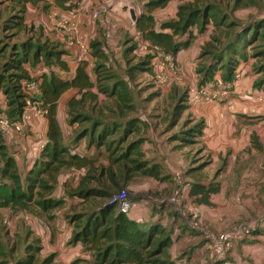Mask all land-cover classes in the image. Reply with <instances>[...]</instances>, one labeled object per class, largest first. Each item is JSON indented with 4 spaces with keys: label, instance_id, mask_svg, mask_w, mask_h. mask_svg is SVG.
Here are the masks:
<instances>
[{
    "label": "crops",
    "instance_id": "obj_1",
    "mask_svg": "<svg viewBox=\"0 0 264 264\" xmlns=\"http://www.w3.org/2000/svg\"><path fill=\"white\" fill-rule=\"evenodd\" d=\"M73 3L77 6L60 10L77 23L78 42L75 47H68V53L63 55L69 69L57 66L53 72L61 78H73L77 67L87 63V71L94 80V68L98 62V58L92 55L91 44L94 40L98 39L102 43V49L108 56L105 61L108 66H126L132 44L139 43V48L134 52L139 50L141 55L144 54L142 47L149 45L136 27L137 18L142 14L152 13L158 29L161 22L176 16L181 1L170 0L165 6L153 10L146 5L147 0H74ZM55 8L58 7L54 6L53 9ZM103 9L107 11L95 16L96 11ZM50 19L53 24V19ZM51 40L66 43L65 34L59 31L56 39ZM191 64L193 65L183 62L192 80L199 82L200 75L196 73V68L193 71ZM38 66L42 73H51L44 64L39 63ZM26 67L33 78L35 69L30 63ZM186 71L184 79H187ZM147 77L149 80V76ZM238 83L239 81L236 82V87ZM71 90L79 94L78 89ZM93 92L96 90L93 89ZM162 93L168 97L169 93L164 88ZM5 101L6 96L0 90V105ZM188 106L181 120L183 117H190V123L165 126L148 124L149 130L144 136L143 147L153 155L151 164H158L161 176H167V179L151 178L154 187L160 190L158 197L161 200L156 201V205L154 202L148 205L143 203L141 205L144 208L139 211H134L133 206L127 215L140 223H162L172 231V243L168 252L173 264H264V225L257 226L251 238L237 242L227 261L218 263L213 259L207 240L190 225L191 220L198 219L216 232H227L237 222L254 221L264 213V172L258 166L248 165V154L251 152L253 155L255 150L252 147L254 128L248 124L236 123L237 116L248 114L249 109H230L231 107L218 102H201L196 97ZM236 106H240L239 102ZM41 108L39 101L29 102L20 120L24 129L9 138L4 137L8 152L16 160L23 179L36 168L41 156V145L48 138V118L46 114L39 113ZM139 111L142 113L143 109L139 108ZM140 118L146 122L143 115ZM58 119L65 137L59 107ZM197 121H202L201 135L186 136L187 139H194L193 142L182 139L184 130L191 129ZM194 184H212L215 187L207 196V202L202 201L201 194L191 192ZM174 191L175 194L179 192L185 212L179 211L170 201ZM78 200L70 199L69 206L55 208L50 215L52 218L34 204L29 210L16 211L15 216L14 210L0 208V261L6 255L10 261H23L38 251L39 258L47 261V264H75L77 261V264H96L92 253L80 241H71L75 229L68 216L73 211L72 203ZM7 209L11 210L12 215L11 218L5 216L4 219ZM19 218H22V226L17 229L16 219Z\"/></svg>",
    "mask_w": 264,
    "mask_h": 264
},
{
    "label": "trees",
    "instance_id": "obj_2",
    "mask_svg": "<svg viewBox=\"0 0 264 264\" xmlns=\"http://www.w3.org/2000/svg\"><path fill=\"white\" fill-rule=\"evenodd\" d=\"M14 4L15 13L12 15L7 26L15 27L17 30H23L27 27L26 13L30 5L38 6L41 0H10ZM74 0H52L54 6L59 10L72 9L76 4ZM170 0H147V6L150 10L165 6ZM176 16L173 19L163 21L156 28L155 16L152 13H145L139 16L136 20V27L142 35V38L149 42V48L153 51L162 50L171 53L175 56L182 46L188 47L191 40L195 37V29L198 33H203L208 26L214 24L216 27L215 34L212 37L213 41L218 44H223L222 38L218 36V30L226 25L228 16L223 15L220 0H180ZM232 1V0H228ZM242 0H235L236 4ZM57 8V9H58ZM263 23L260 26L253 25L252 27H242L244 31L238 30L234 34V41L229 46L230 55L227 56L226 62L220 64L225 57V50L213 49L216 45L208 43L202 47L201 57H208L209 60L205 65L198 69L201 76V85L209 84L208 80L215 76L218 69L222 70L226 80L232 81L235 78L234 73L237 71L239 59H245L244 49L252 41H264ZM239 26L235 21H231L229 28ZM261 30V31H260ZM57 43V42H55ZM58 44V43H57ZM241 45L239 48L238 46ZM139 43L135 42L131 45L130 56L134 57V52L139 48ZM92 55L98 58V62L94 68L96 78L93 80L87 71V63L81 64L76 69V75L73 78H61L51 72L49 74L42 73L40 81L39 97H32L26 93L24 84L26 81L33 79L29 70L26 67L27 63L35 65L41 58L48 61L50 65H57L64 70H68V62L63 59V55L67 54L66 50H56L46 47V44L34 43L32 40L25 41L20 45H5L0 46V56L3 61H0V90L6 96L9 117L16 121L21 120L25 108L30 101L37 98L42 104V108L46 110L48 118L47 145L45 153L47 156L38 164L34 171L25 179L19 172L16 160L9 154L4 136L0 132V154L2 164L0 163V208H10L14 211L29 210L32 204L39 206L43 211L48 213V217L52 214L55 208L63 206L56 199H53L47 193H51L54 189V184L59 179V174L63 169L75 168L78 170H87L82 179L79 181L75 195L81 200L95 203L96 198H109V191L91 186V179L100 180L92 172L101 171L103 175L106 171L104 167H96L95 159L81 154L76 151H71L66 145V140L58 119L59 101L63 94L71 89H78L81 94L80 99L74 97L69 101L71 123L92 122L89 131H86V125L76 139L88 138L87 146L101 149L102 147L111 150L109 137L115 133V123L104 124L99 123L90 115H82L78 113V107L82 106L88 99H97L98 92H102L109 97H115L118 101V109L120 115H124L128 110H134L133 102H136L137 94L131 91V83L129 76H112L109 75L102 78L100 69H110L112 66L106 64L108 56L102 49V43L96 39L91 44ZM219 47V46H218ZM146 55L148 61L141 60L135 65L129 67V73L132 70L145 72L150 76L153 73L152 61L149 57L154 56L151 52ZM129 64L131 62L130 57ZM127 63V64H128ZM234 76V77H233ZM155 78V76H154ZM156 79V78H155ZM103 81H112L114 83L109 86ZM155 84L158 86L159 84ZM199 86V87H200ZM93 89H98L93 92ZM133 93V94H132ZM134 97V98H133ZM184 105V104H182ZM75 112V113H73ZM140 117H130L124 124L125 136L128 133L136 132V128L141 126L144 121ZM190 123V122H189ZM136 126V127H135ZM135 127V128H132ZM99 128V130H98ZM202 133V122L197 121L189 130H184L182 139L186 140V136L198 137ZM123 137V139L125 138ZM191 142L194 139H187ZM143 139H134L126 152H123L115 157H110L113 164H118L124 158L138 152ZM79 147L76 146V149ZM133 166H127V171H122V177L126 182L129 180L128 170L140 172L144 175L153 176L160 180L167 179V176H161L157 165L147 163L145 159L132 157L129 159ZM126 167V166H125ZM114 179V172L108 171ZM38 190V191H36ZM215 187L204 184H194L192 188L193 194H201L202 201L207 202V196L213 192ZM45 194V195H44ZM96 212H74L68 218L74 225V235L72 242L80 241L84 248L90 251L95 259L96 264H173L170 260L168 248L172 243V231L162 223L147 224L131 219L127 214L117 213V203L110 201L99 206ZM93 205V204H92ZM195 230V229H194ZM197 231V230H195ZM199 232V231H198ZM200 233V232H199ZM255 233V232H254ZM201 234V233H200ZM202 235V234H201ZM7 256V255H6ZM0 261V264H38V251H35L26 260L10 259L8 256ZM38 256V257H37ZM40 259V258H39ZM51 259V257H50ZM41 260V259H40ZM42 264H47V261H41ZM78 261L75 263L77 264Z\"/></svg>",
    "mask_w": 264,
    "mask_h": 264
},
{
    "label": "rangeland",
    "instance_id": "obj_3",
    "mask_svg": "<svg viewBox=\"0 0 264 264\" xmlns=\"http://www.w3.org/2000/svg\"><path fill=\"white\" fill-rule=\"evenodd\" d=\"M220 2L221 8L223 10V15L228 16L226 25L219 28L218 30V36L222 38L223 44H218V42L212 40V37L215 34L216 30L214 24L209 25L207 30L203 33H198V30L195 29V37L191 40V44L188 47L182 46V48H180V50L182 49V52L180 54H175V75L166 86L164 85L165 87H161V85L157 86L155 84L156 79L154 78V76L156 74V68L154 56L149 57V59H151L152 61L153 66V73L150 72L149 75L153 76V78L149 77L150 79L147 80L148 77L147 75H145L146 73L143 71H136L137 69H134L131 71V73H129L128 68L132 65L137 64L141 60L148 61L147 57L144 58L146 55H141L139 50L138 52L133 54L134 57L129 56L131 62L126 66L120 65L117 68L112 67L107 70L100 69L99 73L102 78H105L109 75L119 77L129 76L132 88L131 91L134 94H137V98H135V100L137 101L133 102L135 109L128 110L126 113H124V115H120L117 99L115 97H109L106 94L105 96L102 92H98L97 99H88L82 106L78 107V113H81L82 115H90L94 119L98 120L99 123H104L105 125L115 123V133L109 137L111 150H108L105 147H102L101 149H96L95 147L89 148L87 146L89 137L76 139L77 135L85 130L84 127L86 125H88L86 131H89L91 127L90 124H92V122L87 121L82 124H79L78 122L71 123L70 108L68 106V103L75 96L77 97V99H80L81 94H77L75 91L70 90L62 95L59 101V110L60 118L62 120L61 122L63 124L62 127L65 131V143L70 147L71 151L86 154L92 157V159H95L94 161H96V167H98V169H100V167H104V169H106L107 172H105L103 175H100L101 171L92 172V175H96L98 178H100V180L91 179V186L108 190L110 197L106 199L97 197L96 202L92 203L93 205L90 202L81 200L74 193L79 181L88 172L87 170H73L72 168L63 169L60 172L59 179L54 184L53 191L51 193H47L46 195H50L53 199L59 200L63 204V206L61 207H64L65 205L69 206L68 201L70 199L75 200L78 198V202L72 203V213L96 212V210L99 209V207H96L97 202H100V206L103 203L105 204L112 201V199L116 195L122 194H127L128 198L134 206V211H139L144 208L141 205L143 203H145V205H148L154 202V205H156V201L161 200V198L158 197L160 190H158L157 187H154V181L151 180V178L154 177L144 175L133 170H128L130 178L128 179L129 181L126 182L122 177V171H127L128 165L130 167L133 166V163L129 160L132 159V157L139 156V159H145L147 163L150 164L149 166L153 165L151 164V162H153V155L143 147L145 143L144 136H146L147 131L149 130V123H152L153 125L155 123L162 124V126H165L168 124L174 125L178 123L179 125H182L192 121L189 120L190 117H183L181 120V116L189 107L188 103L191 102L192 99H194L196 89L199 88L201 82L200 80L199 82L192 80L189 72L185 70L183 62L187 64L193 63V65L191 64V66L193 67V71L194 68H196V73H198V69L205 65L209 60L208 57H201L202 47L204 45H207L208 43H212V45H216V47H214L213 49L219 48L220 50H225V57L220 63L223 64L226 62L227 56L230 55L229 46L234 41V34L237 30L241 32L244 31L242 27L249 28L253 25L259 27L261 23H263V28H261V30H264V0H242L239 4H236L235 0H220ZM53 8L54 4L52 0H41L38 6L30 5L26 13L27 27L23 30H17V28L15 27L9 28L7 26V24H11V22L9 21L12 15L15 13L13 2H11L10 0H0V46H5L7 44L20 45L25 41L32 40L34 43L46 44V47L51 49L54 48L56 50H66L68 48L67 43L64 42L63 44H61L59 42L57 44L55 43V41L51 40L52 38L56 39L57 34L56 26L54 25V23H51L50 19L52 12L56 9ZM231 21H235L239 26L228 29V25L231 24ZM147 47V50H144V47H142V50L145 54H149L150 52H152L153 54L155 53L151 48H149V46ZM238 47L240 48L241 45H239ZM243 53L246 58H238L239 64L236 71H239L242 74V80H239L237 87L235 85V88L229 94L230 101L233 102V107L228 103V101H219L218 103H220L221 105L223 104L228 108L231 107L230 109L234 108L235 110H238L240 107L249 109L247 110L249 115L245 114L244 116H237L236 123L248 124L249 126L254 128V133H252V147L255 150L253 152V155L251 152L248 154L250 160L248 162V165L252 167L258 166L264 172V41H252L248 45V48L243 50ZM1 60L3 61L2 56H0V61ZM39 63L40 65L44 64L49 72H53L57 67V65L48 64V61L46 59L41 58L38 62H36L35 65L30 64L32 68L35 69V71L33 72V79L39 80L42 78L43 74L41 68H39L38 66ZM185 71L187 79H184ZM217 77L218 79H216ZM208 82L209 84L216 85L218 87V91L221 93L225 91L226 83L232 82L236 84L234 78L232 81L226 80L223 76L222 70L220 69H218L215 76L208 80ZM102 83H107L109 86H112L114 80H102ZM182 85H184V87H182ZM163 88L167 93H169L168 97L166 96V94L162 93ZM95 90L96 92L98 91V89ZM32 97H39V95L35 93L32 95ZM37 99L30 102H36ZM238 102L240 106H236ZM139 108L143 109L142 113H140ZM2 110L9 115L6 101L5 103H2L0 105V111ZM142 115L146 118V122L141 121L142 125L136 128V132H130V134L128 133V135L125 136L124 124H126L127 120L130 117H142ZM124 136L125 138L123 139ZM136 138L143 139V142L140 145L139 155L137 154L138 152H135L129 157L124 158L118 164L112 165L110 157H115L123 152H126L131 142ZM46 145L47 139L41 145V156L38 161H41L44 158L43 156H47L46 154H44ZM78 145L79 147L76 149V146ZM0 163L2 164L1 154ZM155 165L158 166L157 168L160 171V175H162L159 165ZM256 170L259 171L258 168ZM71 171H73L72 174H70ZM108 171L114 172V179L116 182L112 181V177L110 176ZM173 195L175 196V191ZM173 195L170 196V201L174 197ZM174 205L179 211H184L183 205ZM10 211V209L5 210L3 217L4 219L5 216L11 218L10 215L12 214L10 213ZM15 213L16 211L13 214L14 216ZM72 213H70L69 216ZM16 220L18 222V224H16L18 226L17 229H19V227L22 226V218ZM150 222L151 224L153 223V221ZM147 223L148 222H145L143 223V225L146 226ZM41 261L42 260H40L38 257V264H42Z\"/></svg>",
    "mask_w": 264,
    "mask_h": 264
},
{
    "label": "built area",
    "instance_id": "obj_4",
    "mask_svg": "<svg viewBox=\"0 0 264 264\" xmlns=\"http://www.w3.org/2000/svg\"><path fill=\"white\" fill-rule=\"evenodd\" d=\"M107 10L96 11L95 16H99L105 13ZM51 18L54 21L56 30L63 32L66 37V43L68 47L72 48L77 45V35L79 33V27L76 22L72 21L59 9H55ZM147 46H144V50H147ZM156 74L155 78L159 85L168 84L175 75V57L171 53H167L162 50L153 51ZM151 53V52H150ZM242 74L238 71L235 73V81L241 80ZM235 84L228 82L225 84V91L223 93L218 91V87L213 84H206L200 86L195 93L196 99L205 103H213L219 101H228L233 107V102L230 101L229 94L233 91ZM24 89L30 96L40 93V81L38 79H31L25 82ZM40 114H46V110L43 108L39 111ZM24 129L22 121H14L3 110L0 111V132L6 138L11 137L16 132H21ZM113 202L118 205V212L129 214L133 204L128 198L127 194L116 195ZM173 204L181 205L179 199V192H176L175 196L171 199ZM190 225L193 229L199 231L202 236L209 243V247L212 251L213 259L216 263L224 262L229 259V256L233 250L234 245L237 242L245 241L252 237L256 231L257 226L264 225V214H261L255 218L254 221H239L235 226L227 232H216L209 228L206 224L198 219L190 221Z\"/></svg>",
    "mask_w": 264,
    "mask_h": 264
}]
</instances>
